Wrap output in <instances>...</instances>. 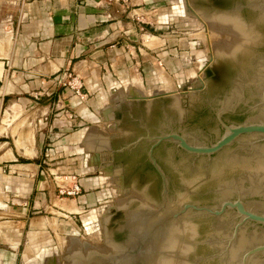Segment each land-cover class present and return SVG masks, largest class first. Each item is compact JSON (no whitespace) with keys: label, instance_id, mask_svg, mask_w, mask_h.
I'll return each mask as SVG.
<instances>
[{"label":"water","instance_id":"water-1","mask_svg":"<svg viewBox=\"0 0 264 264\" xmlns=\"http://www.w3.org/2000/svg\"><path fill=\"white\" fill-rule=\"evenodd\" d=\"M207 1L233 35L229 43L217 49L214 61L207 67L218 70L219 76L206 81L202 94L189 96L187 109L180 107L178 94L134 97L137 100L131 101L124 126L141 127V135L119 148L106 146L111 163L116 153L133 161L135 187L160 196L162 203L157 209L131 207L111 216L106 237L117 247V252L87 258L83 264H156L164 245L171 241L180 245L186 264H264V214L246 211L240 203L230 201L224 202L220 211L212 208L231 194V189H220V185L232 182L234 178L227 170L220 176L222 163L218 160L198 157L210 156L243 133H264L263 123L226 125L221 114L217 113L225 132L213 142L220 134L219 128L209 114L200 111V102L204 101L219 102L222 107V102L245 101L253 105L260 100L264 85V26L261 23L255 26L256 15L243 7L250 4L259 13L256 22L264 23V0ZM188 2V8L193 11ZM237 11L242 14L244 22L239 19ZM204 75L203 71V80ZM240 79L242 83L238 81ZM165 98L170 99V106L176 109L163 112ZM109 114L115 119L114 112ZM248 116L253 121L264 120L263 111L259 114V110H255ZM159 145L156 156L160 164L154 156V149ZM238 148L239 143L233 147ZM125 150L128 151L123 153ZM260 150H264V144ZM92 158L99 164V153L94 152ZM229 163L231 168L238 165L233 160ZM240 167L253 168L245 162ZM254 170L259 175L264 174V159L256 160ZM251 184L246 185L251 186L252 193L244 196L245 201L253 210L264 212V188L254 182ZM225 206H237L239 212L246 215L245 219L253 221L242 226L237 236L238 225L231 236L234 218L229 212L220 218L211 216L221 213Z\"/></svg>","mask_w":264,"mask_h":264},{"label":"crops","instance_id":"crops-1","mask_svg":"<svg viewBox=\"0 0 264 264\" xmlns=\"http://www.w3.org/2000/svg\"><path fill=\"white\" fill-rule=\"evenodd\" d=\"M17 2L14 16H11L13 20H9L6 26L7 34L0 41V104L3 105L13 93L37 92L45 102L44 110L49 111L51 117L45 129L39 133L40 136L33 139L31 149L20 146L23 142L19 132L16 142L19 147L9 146L3 150L7 156H12L9 159L12 163L0 165V172L5 173L6 169H9L8 173L14 174L13 178L28 181L30 189L35 190L34 195H28L13 203V213L1 221L0 237L5 240H0V248L2 252L12 254L24 249L23 237L26 234L29 240L32 235L41 237L40 232L27 231L39 224L31 216L32 210L36 208V203H51L52 193L59 185L55 177L44 176L42 163L58 165L57 169H65L61 172L64 175L75 168L76 161L81 163L76 154L85 152L87 158L82 162L83 168L95 171L94 173L100 176L80 178V185L85 193L73 200V206L77 209L102 203L104 193L100 190L88 192V189L107 187L104 181L109 178L101 175L102 169L112 170V164L103 158L108 144H105L107 141L102 137L108 126L103 123L105 125L101 129L97 128L96 134L87 132L86 128L72 129L77 125V119L69 112L75 107L74 99L77 96L72 95L67 88L57 87L52 76L66 70L87 80L97 92L96 98H93V102L88 103V106L101 109L100 113L98 111L101 116V111L104 113L112 109L102 110L108 105L104 93L116 104L123 103L126 98L133 99L131 95L137 91L142 92L144 80L148 81L156 73L160 66L158 59L164 63L163 67L160 66L163 71L171 70L169 56H150L142 51L139 39L144 35L143 30L153 26L151 19L155 17V12L159 14L166 11L173 3L172 0ZM180 7L184 10L182 0ZM185 13L187 12L184 10V13L178 15ZM160 18L167 19L168 15L164 14ZM151 39L155 37L152 36ZM169 40L170 37H163V41ZM160 73L163 75V72ZM60 102L64 104L61 105ZM109 111L104 113L102 120L111 118ZM105 138L107 139V136ZM110 138H113V135L108 136V142ZM94 152L99 153V164L92 158ZM27 155L41 158V161L21 162V158ZM50 170L47 168L48 174L53 175ZM74 171L77 172L76 169ZM41 183L46 184L45 188L40 187ZM67 183L71 182L66 181ZM0 205L3 206L2 203ZM59 206V210L67 209ZM97 215L94 212L86 220L95 222L99 220L100 215L103 217V214Z\"/></svg>","mask_w":264,"mask_h":264},{"label":"rangeland","instance_id":"rangeland-1","mask_svg":"<svg viewBox=\"0 0 264 264\" xmlns=\"http://www.w3.org/2000/svg\"><path fill=\"white\" fill-rule=\"evenodd\" d=\"M172 1L173 3L169 5L166 11L159 12V14L155 12V17L151 19L153 26L143 30L142 32L146 36L144 37L143 35L139 39V46L142 48V51L147 52L150 56H169L171 70L164 69L163 71L160 66L163 67L164 63L158 59L160 66L148 81L144 80L143 91H158L161 88H168L170 86L169 89L174 90L172 91L173 95L178 94L180 107L183 108L187 105L188 108L189 95L198 93L194 89L188 88L194 82H198L195 74H200L196 70L201 57L205 56L209 50H212V55L214 56L217 49L229 43L233 39V36L228 27L213 17L215 14L211 10L207 0H189L198 17L190 14V11L184 15H178L179 13H184L183 7H180L181 0ZM17 5V0H0V40L4 39L5 34H7V23L9 20H13L11 16H14L13 12ZM176 11L178 13H174ZM164 14L168 15L167 19L160 18ZM194 17L197 18L195 19ZM161 21L163 23H160ZM206 29L211 31L208 33L210 37H206ZM151 35L155 39H151ZM166 36L170 37L169 41H163V37ZM205 69L206 67L202 69L201 73ZM160 72H163V75H165H161L162 73ZM52 80L57 87L67 88L72 95L77 96L74 99L75 107H72L69 112L72 117H76L77 119V125L73 126L72 129L86 128L87 132L96 134L98 129L103 128V125H105L103 123H106L109 129L106 127L107 132L103 133L102 139L105 142L107 141L105 144H108L111 148L124 145L142 133L141 127L124 126V121L130 107L128 103L135 100L134 98H126V101L120 103L118 106L114 101H110L107 93H104V96H106L104 98L108 105L103 107L104 109L102 110L112 108L109 110L115 113V119L108 118L104 121L102 119H104L106 111L108 113L109 110L104 111L105 114L101 111L103 114L101 116L99 114L101 109L88 106V103L93 102V98H96L97 92L94 91L87 80L73 75L66 70L55 73L52 76ZM80 84L81 87H78ZM71 86L78 87L81 96ZM182 91H186L187 93L189 91V95L183 96ZM8 97L9 99L3 105L0 104V165L12 163L9 160L12 156H7L3 150L4 148H9V146H18L16 143L18 140L17 133L21 132L23 143L20 146L25 149H31L33 139L40 136L39 133L45 129V125H47L51 117L50 112L44 110L45 102L40 99V94L37 92L13 93ZM59 104L63 105L64 102H60ZM83 109H85V112H83ZM12 131L16 133L13 134ZM111 135H113V138H110L108 142V136ZM105 136H107V139ZM104 153L105 156L103 155V158H106V161L111 163L109 151L105 150ZM76 156H78L81 162L78 163L76 161L74 168L77 173H80L79 179L81 177L85 179L100 176V174H95V171L83 168L82 162H85L87 158L85 152H80ZM38 160L41 161V158L36 159L33 156L27 155L21 158L20 161L29 163L37 162ZM111 164H113L112 170L102 169L101 174L109 178L104 181L108 186L98 189H88V192L100 190L101 193H104L105 198L102 199L101 204L97 203L96 205L74 211L59 210L60 202L65 200L74 203L77 199L76 197L85 192L82 186H80L78 193L68 195L67 193H60V189L57 186L52 193L51 203H36V208L32 210L31 216L39 224L35 227H30L27 231L40 232L41 237L38 238V235H32L30 241L26 234L23 237L24 249H20L17 254L4 253L0 248V264H83L87 258L116 253L117 247L105 238L107 223L110 217L123 209L131 207L157 209L160 207L162 201L160 196L135 187L134 178L136 169L130 158L116 153ZM57 166L56 164L42 163L43 174L46 178L49 176L55 177L59 185L64 184V189L62 188V190H66L73 183L66 184V181L68 182L67 179L64 182L61 181L64 180L62 178L64 175L61 172L65 171V169H57ZM80 166L81 168H79ZM47 168L51 169L50 171L53 175L48 174ZM8 170L6 169L5 173L0 172V203L3 204V206L0 205V224L4 220V217H9L13 213L11 210V207L14 206L13 203L24 199L28 195H34L35 192L34 189H30L28 181H19L13 178L14 174H9ZM45 186L46 184L43 183L40 185V187L44 188ZM109 206H113L114 208L109 213H106V209ZM92 211L97 213V216L103 214L104 220L107 221H104L105 225L100 224L99 220L95 222L86 220L89 215L93 214L91 213ZM44 219L46 220L44 221ZM0 240L3 241L5 239L0 237ZM162 252L166 253L165 257H168L166 259L169 260V264H186L182 249L177 242L173 247L167 248ZM163 255L161 253V258H163Z\"/></svg>","mask_w":264,"mask_h":264},{"label":"flooded vegetation","instance_id":"flooded-vegetation-1","mask_svg":"<svg viewBox=\"0 0 264 264\" xmlns=\"http://www.w3.org/2000/svg\"><path fill=\"white\" fill-rule=\"evenodd\" d=\"M249 1L250 0H247V2H249ZM243 8H246L247 10L254 13L256 15V19H257L259 13L257 10L252 8L250 4L247 3V5L244 6ZM237 14H238L239 19H241L244 22L242 14L238 11H237ZM256 19L254 20L255 26L257 23H261L264 26L263 22H256ZM228 59H230V58H228ZM213 61H211V62H213ZM211 62H209V63H211ZM209 63L206 64V66H205L206 69L204 70L205 75L203 77L205 78V80H203V78H201V79L199 78L198 82H194L193 85L191 86V87H195L194 90L197 91L199 94L203 93L205 86H206V81L209 78H216L219 76L218 70L213 71V70L207 68ZM206 71H208L207 74H206ZM238 81L240 83L243 82V81L241 82V79ZM191 87L188 89H191ZM191 90H193V89H191ZM182 92H186V91H182ZM188 93H189V91H188ZM188 95L189 94L183 95V96H188ZM263 95H264V85H263V88H262L261 93H260V100L256 101L253 105L251 103H248L245 101H242V102L230 101V102L220 103V105H223L222 107H220L219 102H214V101L200 102L202 104L200 111L204 114H209L210 117L216 122V124L219 128V131H220L219 136L216 139H214L213 142L218 140L220 138V136L225 132V128L220 124V122L217 119V116H216L217 113L221 114L220 118L226 125H237V124H241L244 122H247L248 124H252V123H255V124L263 123L264 124L263 119L253 121L248 116L249 113H251L252 111H255V110H259V114L261 113V111L264 112V100H263L264 97H263ZM163 101H164V108H162L163 112L164 111L168 112V110L175 108V107L172 108L170 106V102H171L170 99L165 98V99H163ZM227 106H228V108H227ZM186 108H187V105H185L183 107V109H186ZM176 133H178V132H176ZM179 134L182 135L183 137H185L187 139V141H189V143H191V144L193 143L186 135H183L181 133H179ZM138 136H136L135 138H133L130 141L135 140ZM145 141L146 140H142L141 142H145ZM147 142H149V145L151 144V141H147ZM238 143H239V148L237 150L233 149V147L237 146ZM199 144H202V143H199ZM209 144L210 143H207L206 145H209ZM263 144H264V133H261V132L243 133L237 139H235L231 144L222 147L221 149H219L215 153L211 154L210 156H208V155H199L198 156V157H202V158L205 157V158H208L209 160H213V161L218 160L220 163H222V166H221L222 170L220 171V173H222V174L220 176L224 175V173L227 170L228 173H230V175L234 178V180H232V182L228 181L226 183H222V181H221L222 184L220 185V189L223 187L229 188V189H231V194H229L228 196H225V198H223L217 206L212 207V208L220 211L222 204L226 201H230L234 204L240 203L241 206L246 211H253V212H256L258 214H264V212H258L256 210H253V208H251L247 204V202L245 201V198H244V196H246L247 194L252 193V191H250V190H252L250 188L251 186L248 188V187H246V185L254 182L255 185H258V187L264 188V174L259 175L257 173V171L254 170V167L256 165V160L264 159V150H260L262 148ZM149 145H148V147H149ZM120 146H123V145H120ZM120 146L113 147V148H119ZM159 147H161V145H159L157 148L154 149V156L156 157L157 162L160 164V161H159L158 157L156 156V150ZM255 147H257L256 151H255ZM258 147H260V148H258ZM127 151L128 150H125V151H123V153L127 152ZM232 160L234 162H237L238 165H233L231 168L229 161H232ZM243 162L248 163L249 166H252L253 168L244 169V168L240 167V164ZM150 166L152 167V165H150ZM154 171H155V169H154ZM252 180H254V181L252 182ZM160 183H161V179H160ZM262 192H264V191H262ZM262 194H264V193H262ZM197 206H204V205H197ZM228 212L234 218L231 236L234 234V231H235L237 225H238V227H237L236 236L238 235L239 229L242 226H245L248 222H253L249 219H245L246 215L240 213L237 206H233V207L225 206L224 210L221 213L212 214L211 216H213L214 218H220V217H223ZM199 215L201 216L203 214H199Z\"/></svg>","mask_w":264,"mask_h":264},{"label":"bare ground","instance_id":"bare-ground-1","mask_svg":"<svg viewBox=\"0 0 264 264\" xmlns=\"http://www.w3.org/2000/svg\"><path fill=\"white\" fill-rule=\"evenodd\" d=\"M182 2H183V6H184V10L186 11V12H189L190 11V14H193V15H195V16H197V13H195V11L193 10H190L189 8H188V5H187V2H188V0H182ZM189 3V2H188ZM198 17V16H197ZM196 17V18H197ZM213 17H215L217 20H219L218 18H217V16H215V15H213ZM195 18V17H194ZM195 18V19H196ZM198 20V19H197ZM219 22H221L220 20H219ZM207 31V33H206V37H210L209 36V34L208 33H210L211 31H209L208 29H206ZM233 36V35H232ZM208 39V38H207ZM3 40V39H2ZM1 41V40H0ZM6 42V41H5ZM1 43V42H0ZM4 45V44H3ZM1 47H2V45H1ZM210 47V46H209ZM2 49H4V48H2ZM211 51V52H210ZM205 54V53H204ZM200 56V55H199ZM201 57V56H200ZM213 59H214V56L212 55V50H209L208 52H206V55L204 56H202L201 57V60L199 61V65H198V67H197V70L196 71H198L200 74H201V71H202V69L204 68V66H206V64L207 63H209V62H211V61H213ZM196 75L195 74V76H196V78H200L201 79V75ZM136 78V77H135ZM196 84V83H195ZM170 87V86H169ZM169 87L168 88H164V89H161V90H158V91H153V90H150L149 92L148 91H143V89H142V94L140 93V92H136V93H134L133 95H131V97H138V96H144V97H151V96H153V95H155V94H161V93H170V94H172L173 95V93H172V91H174V90H170L169 89ZM59 205H61L62 207H65V208H67V209H77L76 207H74L73 206V202L72 201H62V202H60V204ZM114 207L113 206H109L107 209H106V213H109L110 211H112V209H113ZM66 209V210H67ZM94 213V212H93ZM106 218H107V216H106ZM103 217H101V216H99V223L100 224H104L105 225V223H104V221L105 220H103ZM105 222H107V221H105ZM105 238H107V237H105ZM106 241H107V239H106ZM176 244V242H174V241H171V242H168V243H166L165 245H164V248H163V250L162 251H165L167 248H170V247H173L174 245ZM63 246V245H62ZM98 253V252H97ZM162 253V255L164 254V252H161ZM165 255H166V253L163 255V258H161V256L159 257V259H158V261H157V264H159L160 262H162L163 264H169V260H167L166 258H168V257H165ZM182 259V258H181ZM161 263V264H162Z\"/></svg>","mask_w":264,"mask_h":264},{"label":"built area","instance_id":"built-area-1","mask_svg":"<svg viewBox=\"0 0 264 264\" xmlns=\"http://www.w3.org/2000/svg\"><path fill=\"white\" fill-rule=\"evenodd\" d=\"M107 1H111V0H107ZM120 1H125V0H120ZM78 87H81V84ZM78 87L76 88V86H71V88L75 89L76 93L79 94V96H81L80 90ZM78 176H79V173L75 172L74 170H71L67 174H64V176H62L64 180H61V181L64 182L67 179L68 181H70L73 184L71 187L66 188V190H62V188L64 189L63 183L58 185V188L60 189L59 192L60 193H67L68 195L78 193L80 190V186H81L80 185V179L78 178Z\"/></svg>","mask_w":264,"mask_h":264}]
</instances>
